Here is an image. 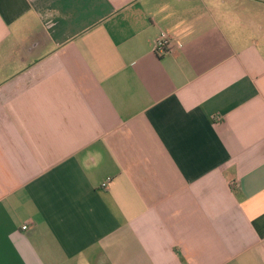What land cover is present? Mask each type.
Here are the masks:
<instances>
[{
  "label": "crops",
  "instance_id": "obj_1",
  "mask_svg": "<svg viewBox=\"0 0 264 264\" xmlns=\"http://www.w3.org/2000/svg\"><path fill=\"white\" fill-rule=\"evenodd\" d=\"M0 264H264V0H0Z\"/></svg>",
  "mask_w": 264,
  "mask_h": 264
},
{
  "label": "built area",
  "instance_id": "obj_2",
  "mask_svg": "<svg viewBox=\"0 0 264 264\" xmlns=\"http://www.w3.org/2000/svg\"><path fill=\"white\" fill-rule=\"evenodd\" d=\"M174 49V43L171 38L165 33L161 32L159 37L154 41V52L158 56H162ZM108 182H105L102 186L106 188L108 186ZM28 227L24 226L23 230H27Z\"/></svg>",
  "mask_w": 264,
  "mask_h": 264
}]
</instances>
